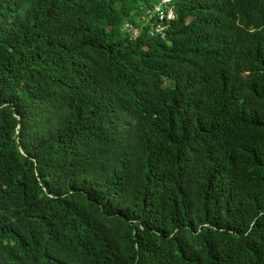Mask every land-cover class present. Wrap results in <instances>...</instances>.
Returning <instances> with one entry per match:
<instances>
[{"label":"trees","instance_id":"trees-1","mask_svg":"<svg viewBox=\"0 0 264 264\" xmlns=\"http://www.w3.org/2000/svg\"><path fill=\"white\" fill-rule=\"evenodd\" d=\"M157 2L0 0V264H264V0Z\"/></svg>","mask_w":264,"mask_h":264},{"label":"built area","instance_id":"built-area-1","mask_svg":"<svg viewBox=\"0 0 264 264\" xmlns=\"http://www.w3.org/2000/svg\"><path fill=\"white\" fill-rule=\"evenodd\" d=\"M171 0H159V4L154 6L153 9H147L146 13V20L152 16V14H156L157 23L154 27L156 32H163V25L165 22L169 21L173 18L172 7L170 5ZM127 25V24H124ZM152 32H150L151 34Z\"/></svg>","mask_w":264,"mask_h":264},{"label":"clouds","instance_id":"clouds-1","mask_svg":"<svg viewBox=\"0 0 264 264\" xmlns=\"http://www.w3.org/2000/svg\"><path fill=\"white\" fill-rule=\"evenodd\" d=\"M172 1H173V0H171L170 5H171V7H172V12H173V18H172V19H174L175 14H174V10H173V3H172ZM158 4H159V0H158V2H157L156 4H154V5L152 6V8H150L149 10L153 9V7L156 6V5H158ZM146 10H147V9H146ZM146 10H145V11H146ZM172 19H170V20H172ZM170 20H169V21H170Z\"/></svg>","mask_w":264,"mask_h":264},{"label":"rangeland","instance_id":"rangeland-1","mask_svg":"<svg viewBox=\"0 0 264 264\" xmlns=\"http://www.w3.org/2000/svg\"><path fill=\"white\" fill-rule=\"evenodd\" d=\"M131 35H132V36L136 35V32H135V31H133Z\"/></svg>","mask_w":264,"mask_h":264}]
</instances>
